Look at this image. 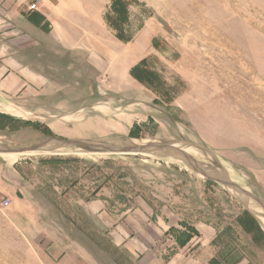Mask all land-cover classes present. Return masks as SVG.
Instances as JSON below:
<instances>
[{"label": "rangeland", "instance_id": "rangeland-1", "mask_svg": "<svg viewBox=\"0 0 264 264\" xmlns=\"http://www.w3.org/2000/svg\"><path fill=\"white\" fill-rule=\"evenodd\" d=\"M1 19L28 35L33 69L25 113L0 119L2 148L79 139L158 155L0 154V264H128L108 232L141 200L181 238L212 227L216 264H264V210L220 183L264 205V0H0ZM96 200L104 219L82 212Z\"/></svg>", "mask_w": 264, "mask_h": 264}, {"label": "crops", "instance_id": "crops-1", "mask_svg": "<svg viewBox=\"0 0 264 264\" xmlns=\"http://www.w3.org/2000/svg\"><path fill=\"white\" fill-rule=\"evenodd\" d=\"M10 28L9 21L0 20V119L12 123L21 119L17 113H25V96L30 87L28 77L33 69L31 62L25 58L24 43L28 35L13 34L14 31L10 34ZM21 136L26 137L24 128L11 135L18 142ZM83 205L85 217L90 214L104 219L101 202L96 200ZM151 214L146 203L135 201L126 215L114 222L115 227L109 229L114 251L128 257V264H216L212 227L194 226V232L181 238L179 232L173 229L175 227L158 218L152 220ZM75 246L80 252L79 257L83 258L81 253H87L84 245ZM101 253L106 256L104 252ZM84 259L83 262L66 252L56 264H101L89 259L87 254ZM117 260H113L112 264H121Z\"/></svg>", "mask_w": 264, "mask_h": 264}, {"label": "water", "instance_id": "water-1", "mask_svg": "<svg viewBox=\"0 0 264 264\" xmlns=\"http://www.w3.org/2000/svg\"><path fill=\"white\" fill-rule=\"evenodd\" d=\"M52 143V144H51ZM54 144H59V145H66V146H80V147H84V148H88V149H99L100 151H103L105 153H109V154H122L125 156L128 155H153L151 152H153V149L149 148V147H144V146H134V147H128L126 145H115V146H110L106 143V141H99V140H89V141H85V140H57L54 139V143L52 142L51 139H45L41 142H39L38 144L32 146V147H28V148H17V149H8L6 147L0 146V153H16L17 154H26V153H31V152H35V151H39L44 149L45 147L49 146V145H54ZM173 156L178 157L182 160H184L185 162L189 163L190 165L194 166V169L196 168L198 173H200L203 177L210 179V180H214L209 178L202 170H200L199 168L196 167V165L192 162V160L189 158L188 155H186L185 153H176ZM220 183H222V185L226 186V187H230L232 189L237 190L238 192L242 193L243 195L247 196L248 198L253 199L258 205H260V207L264 210V205L262 203H260L258 200H256L254 197L250 196L248 193H246L245 191H243L242 189L238 188L237 185H234L228 181H220Z\"/></svg>", "mask_w": 264, "mask_h": 264}, {"label": "bare ground", "instance_id": "bare-ground-1", "mask_svg": "<svg viewBox=\"0 0 264 264\" xmlns=\"http://www.w3.org/2000/svg\"><path fill=\"white\" fill-rule=\"evenodd\" d=\"M18 114V113H17ZM51 140H52V142L54 143V139L53 138H50ZM108 145H110V146H115L114 145V143L113 144H111L110 142H106ZM52 144V143H51ZM120 146V145H119ZM24 148H28V147H22L21 149H24ZM17 153V152H16ZM16 153H7V154H3V155H16ZM153 155H158L157 154V151H154L153 150V152H151ZM160 153V152H159ZM161 154V153H160ZM159 154V155H160ZM163 154V153H162ZM118 155H122V154H118ZM165 155V154H164ZM123 156H125V155H123ZM128 156H130V157H147V155H128ZM150 156V155H149ZM161 156V155H160ZM171 157H175V156H173L172 154H171ZM177 159H179V158H177ZM189 164V163H188ZM190 165V164H189ZM194 167V166H193ZM244 200V199H243ZM245 202H247V201H245ZM257 212V211H256ZM260 220V219H259ZM263 220L261 219V222H262Z\"/></svg>", "mask_w": 264, "mask_h": 264}, {"label": "built area", "instance_id": "built-area-1", "mask_svg": "<svg viewBox=\"0 0 264 264\" xmlns=\"http://www.w3.org/2000/svg\"><path fill=\"white\" fill-rule=\"evenodd\" d=\"M2 205H3V206H2L3 208H7V207L9 206V203L6 201V202L3 203Z\"/></svg>", "mask_w": 264, "mask_h": 264}, {"label": "trees", "instance_id": "trees-1", "mask_svg": "<svg viewBox=\"0 0 264 264\" xmlns=\"http://www.w3.org/2000/svg\"><path fill=\"white\" fill-rule=\"evenodd\" d=\"M89 199H87V201H88Z\"/></svg>", "mask_w": 264, "mask_h": 264}]
</instances>
